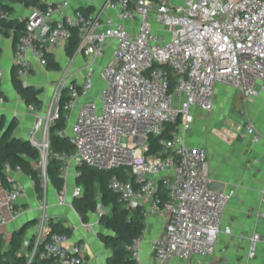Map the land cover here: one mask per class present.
<instances>
[{
	"label": "built area",
	"instance_id": "2783aa9c",
	"mask_svg": "<svg viewBox=\"0 0 264 264\" xmlns=\"http://www.w3.org/2000/svg\"><path fill=\"white\" fill-rule=\"evenodd\" d=\"M106 3L115 13L113 17L86 15L80 10L64 15V1L48 4L46 9L31 7L24 19V33L14 43L13 52L15 73L24 84L32 69L29 57L46 67L45 52L57 46L65 48L73 31L79 41L71 59L78 55L87 59L79 83L60 79L47 105L40 110L29 106L36 111V119L27 140L38 151V167L44 177L51 157L63 160V178L70 164L118 170L128 176L125 179L113 173L108 179L119 201L139 204L144 217L164 219L163 231L151 240L149 264L208 257L215 252L218 235L231 232L229 227L222 228L221 221L233 192L208 188L207 148L189 144L187 136L195 111L213 110L218 85L241 92L246 100L261 97L264 102V0ZM109 47V57L96 64ZM96 74L103 86L70 117L78 99L92 90ZM2 75L0 69V78ZM67 86L66 133L74 147L70 156L53 153L49 137L61 91ZM239 129L252 143L264 139V130H257L252 122ZM151 138L156 139L154 148ZM15 170L20 169L5 168L0 226L7 222L4 208L15 216L13 205L23 194V185L11 175ZM81 193V187L76 186L73 196ZM262 197L264 200V187ZM64 202L61 194L59 203ZM43 223L41 218L31 258L46 238L39 256L50 259L48 264H80L81 245L65 247L69 236L46 235ZM142 242L140 235L127 245L136 264H140ZM259 242L264 244V238L258 233L249 237L244 264H251Z\"/></svg>",
	"mask_w": 264,
	"mask_h": 264
},
{
	"label": "crops",
	"instance_id": "0c3cea01",
	"mask_svg": "<svg viewBox=\"0 0 264 264\" xmlns=\"http://www.w3.org/2000/svg\"><path fill=\"white\" fill-rule=\"evenodd\" d=\"M67 2L65 14L85 9L91 13H101L102 17H113L115 13L107 7L106 0H46L50 5ZM13 15L24 20L31 7L21 4L13 5ZM0 69L3 72L0 78V88L3 96L0 100V134L10 126L12 136L27 139V134L36 119V111L27 106L20 95L15 91L11 72L13 69L14 43L10 37L0 34ZM109 47L105 57L96 64L104 62L110 54ZM51 53L58 62V69L48 70L38 60L30 56L32 69L25 84L42 88L43 106L48 104L54 87L60 79L69 78L72 83H79L82 78L77 75L78 67L84 66L87 59L81 55L72 62L65 54V48L57 46ZM82 60V62H81ZM70 62V63H69ZM81 65V66H80ZM68 66V67H67ZM99 65L95 71H98ZM85 69V68H84ZM84 72V70H83ZM83 76V75H82ZM103 86V82L96 74L92 90L81 96L76 106L70 112L74 117L79 107L95 96ZM237 93V94H236ZM235 95L239 97V104L235 106ZM215 103H225L227 112H218ZM235 109H233V108ZM230 111L235 114L233 120L228 119ZM195 120L188 132L187 141L191 145H205L208 151L209 183L218 181L225 185V191H232L221 221L222 228L229 227L230 234L221 232L218 235L215 252L208 257L193 256L188 261L173 260L170 264H244L247 260L249 237L258 233L264 238V139L252 143L243 129V123L252 122L256 129L264 130V102L261 97L246 100L241 92L224 85H218L215 93L214 107L210 112L195 111ZM79 168L70 164L64 178V188L58 192L49 182L43 181L44 198L40 200L33 188L31 178L21 170L12 171L15 181L23 185L22 196L14 203V214L4 208L6 223L0 226V236L6 243L11 234L20 229L25 223L35 221L27 228L24 242H33L39 230L40 219L43 218V231H48L50 222L62 221L64 226L72 229L65 247L71 244H80L82 248V262L80 264H108L110 250L99 238L100 233L108 231L100 224L96 213H90L87 222H83L72 206L73 191L76 185V175ZM0 182V191L3 189ZM65 196V202L59 203V196ZM128 206V205H126ZM140 208V205L138 204ZM104 210V209H103ZM144 217V216H143ZM143 242L140 251V264H149L151 261V240L163 231L164 219L156 216L144 217ZM33 236L32 239L30 237ZM30 250L27 255L31 258ZM251 264H263L264 244L259 242L255 256L249 260Z\"/></svg>",
	"mask_w": 264,
	"mask_h": 264
},
{
	"label": "trees",
	"instance_id": "16d2710c",
	"mask_svg": "<svg viewBox=\"0 0 264 264\" xmlns=\"http://www.w3.org/2000/svg\"><path fill=\"white\" fill-rule=\"evenodd\" d=\"M21 4L26 7H38L46 9L48 3L43 0H0V34L10 37L13 43L24 33V20L18 19L13 15V5ZM84 14L88 15L89 11L80 9ZM8 13L4 16L1 13ZM78 36L76 31L68 39L65 45V54L68 58H72L78 44ZM1 57V48H0ZM46 68L48 70H56L59 65L51 52H45ZM12 83L15 91L20 95L27 106H32L40 110L43 106L42 88H36L32 85L24 84L16 75L15 68L11 72ZM70 87H64L58 102V114L55 122L50 127V149L53 153H60L67 156L73 154L74 147L70 143L67 135V122L65 118L66 110L64 105L69 98ZM3 92L0 88V98ZM11 124L3 133L0 134V182L3 186L7 185V175L5 168L8 166L14 170L17 167L27 174L33 181V188L37 197L42 200L44 198V185L40 173L32 167V162L38 160V151L33 147L27 139H20L12 136ZM62 132L63 134H59ZM152 147L154 148L155 140L151 138ZM63 160L51 157L46 165V177L50 184L60 193L64 188V178L60 171ZM116 173L122 178L128 176L121 174V171H98L90 167L81 166L76 176V185L81 187L82 193L74 196L72 206L81 217L83 222H87L90 213H95L98 204L104 209V214L99 220L100 224L108 231L100 233L99 238L104 246L110 250L108 264H136L131 253L127 250V245L137 237L142 235L145 228V220L141 214L140 208H130L123 202H120L118 196L109 188L108 179ZM35 221L25 223L20 229L14 231L9 241L6 243L0 236V264H48L50 259L41 258L39 251L42 248L38 244L35 254L29 258L28 253L33 249V242L29 243V250H24V234L27 228L31 227ZM49 234L57 232L71 235L72 229L64 226L62 221L50 222Z\"/></svg>",
	"mask_w": 264,
	"mask_h": 264
},
{
	"label": "water",
	"instance_id": "95a60500",
	"mask_svg": "<svg viewBox=\"0 0 264 264\" xmlns=\"http://www.w3.org/2000/svg\"><path fill=\"white\" fill-rule=\"evenodd\" d=\"M138 140H142V139H141V138H138ZM32 167H33L34 169H36L38 173H41V169L38 167V162H37V161L32 162ZM208 188H209V189H212V190H214V191H218V192H224V191H225V185H224L223 183H221V182H218V181H212V182H210L209 185H208ZM128 207H130V208H137V207H138V204L135 203V202H131V203L128 205ZM95 213H96L97 216H98V220H100L101 217H102V215L104 214V210H103V208H102V206H101L100 204H98ZM48 234H49V231L46 232V235H48ZM33 236H34V235H32V236L30 237V239H32ZM45 240H46V238L43 239V240L41 241L40 244L44 243ZM24 250H26V251L29 250V241H25V242H24Z\"/></svg>",
	"mask_w": 264,
	"mask_h": 264
},
{
	"label": "rangeland",
	"instance_id": "374dc122",
	"mask_svg": "<svg viewBox=\"0 0 264 264\" xmlns=\"http://www.w3.org/2000/svg\"><path fill=\"white\" fill-rule=\"evenodd\" d=\"M70 59V58H69ZM71 60V59H70ZM73 60H71L70 62H72ZM69 62V63H70ZM81 62H82V60H81ZM81 66V65H80ZM68 67V66H67ZM84 66H81V67H78V69L76 68V70H78V72H77V75H78V77L79 78H82V75H83V70H84ZM237 94V93H236ZM234 102H235V106L236 105H238L239 104V97H238V95H235V99H234ZM233 108V107H232ZM234 109V108H233ZM214 110H216V111H218V112H222V111H224V112H227V110H228V108H227V105L225 104V103H222L221 105L219 104V103H215V109ZM235 110V109H234ZM235 113L233 112V111H230V113H229V115H228V119L229 120H233V118H234V115ZM41 174V173H40ZM41 177H42V179H43V181H45V182H47L48 181V179H47V177H44V175L43 174H41Z\"/></svg>",
	"mask_w": 264,
	"mask_h": 264
}]
</instances>
